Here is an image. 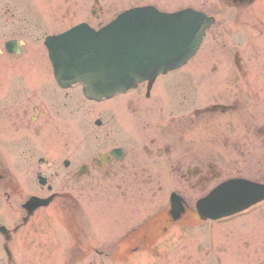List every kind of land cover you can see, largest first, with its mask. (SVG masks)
<instances>
[{"label": "flooded vegetation", "instance_id": "af4514ba", "mask_svg": "<svg viewBox=\"0 0 264 264\" xmlns=\"http://www.w3.org/2000/svg\"><path fill=\"white\" fill-rule=\"evenodd\" d=\"M86 1L58 0L55 7L58 9L65 8L66 11L73 10L76 13L78 7L83 9L82 5ZM219 1L222 10L225 11L236 9L237 12H240L251 6L247 4V0ZM96 2L97 0H93V5L90 6L89 13L92 16L96 14V5L94 7ZM35 4V0H0V14H2L0 16V45L9 41L22 40V36L18 34L16 29L19 28V21L26 19H19L18 14L19 12L27 13L32 9L35 10ZM257 22L255 29L262 34L264 23ZM240 25H242L241 22ZM22 44L25 47L24 43ZM30 57L28 56L27 59L23 53L16 56L6 53L3 48L0 50V73H4L0 74V202L4 200L7 203H16L15 198L19 194L18 182L15 183L11 179L4 181L6 177L3 174L8 175L11 168H8L3 158L11 154L17 159L21 157L20 163L25 167L30 166L27 163H31V167L34 166V159L37 157L40 160L37 167L38 169L43 168L45 175L53 171L56 175L61 176L64 186H74L78 190L106 188L124 189L126 191L137 190L139 193L144 190H174L184 197L186 210L181 219L176 222L173 221L168 215L169 202L166 198L162 204H154L153 214L142 215L136 223L132 224L130 217L134 215V210L136 208L139 211L147 209L143 208L147 204L142 203V198L124 197L121 200H116V202L111 199L110 211L112 215L117 213L122 219L115 220L112 218L109 220V228L105 232L101 231V234H105L107 239L100 241L99 232L96 228L97 204L85 202L86 205L90 206V211H88L84 208L83 205L85 204H83L82 199L64 194L53 200V203L57 201L56 208L64 228L61 236H55L57 232L53 230L49 232V229L40 231L38 228L41 221L28 223L30 226L26 230L28 234L27 251L30 252L31 257L28 264H56V262L58 264H142L146 263L147 259L153 261L150 264H158L159 262L163 264L167 261H169L168 264H177L174 261H177V258L194 260L195 264H203L205 260L203 256H194L198 253L194 250L195 246L185 247L180 246L179 243L182 242L184 236H191L194 232V230L189 229L194 221L190 206L193 200V179L196 180L197 184H209L211 178H217L220 174L211 170L212 167L209 163L205 169L198 165L180 170L178 136L181 134L186 136L188 140L189 138L193 140L195 133L201 132L204 136L202 139L208 140L212 116L220 115L219 118L214 119H220V121L222 119V148H225L224 151H232L236 156H241L243 154L242 148L237 149L238 146L226 143L227 140H230L229 135L236 132L232 129L236 119L247 118V123L242 125L245 138L248 137L252 142L264 141V122L259 123L261 116L264 115L263 113L259 114L256 91L258 87L255 86L251 91H247L249 96L246 95V97L252 99V102L254 101V104H251L249 108H245L244 103L239 101L244 88L232 92L230 102L202 103L195 95L196 86L194 84L198 75L191 77L187 72L183 76L187 84L182 85L181 81L176 84L177 88H182L188 94L190 109L186 114L181 115V117L175 116L176 109L173 106L176 103L171 104V106L169 103L164 104V107L167 108L165 115L153 121V126L150 125V122L145 123L143 136L138 141H130L129 134H126V129L121 126L119 131L122 132V137L111 139L110 134H114L112 133L114 131L107 125L108 138H98L102 140V143L95 144L93 147L95 150L85 151L77 146L81 148V151L79 149L76 152L69 151L61 159L55 158L54 160L50 159L49 156L40 155L34 144L35 141H46L51 136L50 122L53 115L49 101L50 73L43 69L40 74L41 62L38 61V84L43 82V87L37 88L34 85H27L28 78L26 77L24 80L20 76L26 72L29 73V71H20L18 61L19 59L29 61ZM2 58L6 60L3 61ZM29 62L30 66L27 65V68L34 65V61ZM169 83L168 81L164 87L170 89ZM19 86L24 90L28 88L26 86L31 87V89L28 92H23ZM154 88L155 85L152 86L149 96H146V84H142L141 90L145 89L144 97L148 101L151 99ZM235 93L236 95H234ZM230 97L222 92V98L229 99ZM66 106V102H53L54 113L61 116ZM159 112L163 114L162 110ZM66 114L68 111H65L64 115ZM115 149H120V154L110 155V152ZM46 160H49L48 162L51 164L49 168L43 167ZM64 162L67 163V166H64ZM163 172L168 173L170 179L163 180ZM228 178L230 177L225 179ZM253 180L264 184V175L262 178ZM177 185L181 188L176 189ZM184 188L189 191V197L185 195ZM261 206H264V202ZM51 207L53 204L46 211L49 209L53 211ZM261 208L263 209V207ZM21 212L24 213L23 210ZM256 213L258 215L252 219L253 221L241 219V214H239L238 217L222 220V225L229 228L227 233L232 232L240 238L249 236L248 233H254L252 231L253 225L257 231L264 234V211L258 212L256 210ZM41 217L44 218L43 222L46 226H50L52 221L49 228L54 226L53 222L57 224L51 215L42 214ZM34 223L36 224L34 225ZM16 225L13 227L15 228ZM233 228L234 230H232ZM38 232H41L43 236L37 241L34 235ZM15 233H18V230L15 229ZM260 234L258 235L260 236ZM258 235H254L253 239L251 237V241L245 240L243 244L245 254H251L253 257V261L249 264H264V237L260 238ZM14 236L16 235L9 236L5 245L9 246L13 242ZM11 252L13 253V251ZM57 253L61 255L59 260L51 262V255ZM178 253L187 255L185 257L181 255L170 257V254ZM206 258L209 263V252L206 253ZM225 259V255L222 253V263H225ZM236 259V264L245 263L242 257H236ZM210 263H212L211 260ZM10 264H16V262L11 261ZM213 264H221V257L219 256L218 260H214Z\"/></svg>", "mask_w": 264, "mask_h": 264}, {"label": "rangeland", "instance_id": "374dc122", "mask_svg": "<svg viewBox=\"0 0 264 264\" xmlns=\"http://www.w3.org/2000/svg\"><path fill=\"white\" fill-rule=\"evenodd\" d=\"M57 1L58 0H55V2L54 0H35V12L26 14L28 19L26 25L19 23V28L16 29L18 34L22 36L21 39L25 45L21 53L26 55L27 59L28 56H31L29 61H34V65L30 68L26 67L27 65L30 66V62L26 59H24V61L23 59H19L18 61L20 71H29V73L26 72L23 76H20L24 80L26 77L28 78L26 83L29 86L34 85V87L37 86V88L43 87V82H39L38 84V61L41 62L39 68L40 74L43 69L48 70L50 73L46 51L43 46V30L46 32L45 34L61 33L84 19L88 20L93 27H96L98 23H106L113 19L119 10L121 11L123 8L131 7L132 5H144L151 2L167 12L176 11L185 7H203V9H208L210 12H213L211 8L219 9L218 0H98L97 16L92 17L89 11L90 6L93 5V0H87L82 5L83 9L78 7L76 13L73 10L66 11L65 8H56L55 4ZM224 15L225 16H222V14L217 15V22L207 34L198 54L184 69H186V73L189 72L191 77L198 75L194 85L196 86L197 98L202 103L214 101L230 102L232 100V92L239 91L243 87L245 90L240 94L241 97L239 101L244 103L245 108H249L251 104H254V101L252 102V99L246 97L245 91H251L253 87L257 86L258 90L256 89V91L259 102V114L261 115L263 113L264 115V35L258 34V36L256 31L251 30L254 20L263 17L264 21V0H258L256 5L254 4L251 8L247 9L243 17H240V14L234 9H227ZM0 16H2V14H0ZM240 20L243 21L242 25H240ZM222 23L223 25L226 24L224 27L225 29L227 28L229 33L228 36L224 35L225 31L222 32ZM223 44H225V46H223ZM0 50H2L1 45ZM238 53L240 69L245 73V77L243 83L239 82L237 90L233 91L232 86L235 80L233 77L236 74L235 69L237 67L234 65L232 56L234 54L238 55ZM2 60L4 61L6 59L2 58ZM21 73L20 75H22ZM184 75L185 74L180 73L177 76L169 77L167 80L178 84L180 80H185L183 78ZM50 82L52 88H55L51 75ZM234 83H236V81ZM175 84H173V86H175ZM29 86H26L28 87L26 90L19 87L23 92H28V90L31 89ZM173 86L171 84V87ZM163 88L162 82L159 81L155 84V89L151 93V99L149 101L144 98V92L139 89L125 96L117 97L101 104L85 102L77 90H54V93H50L49 95L50 108L53 115L50 122L51 136L46 141L34 142L37 152L40 153V155L49 156L50 159L55 160V158L61 159L69 151L76 152L78 149L81 151V148L85 151L95 150V148L93 149L95 144L102 143V140L98 138H108L107 125L114 131L112 132L114 134H110L111 139L122 137V132L119 131L122 127L126 129V134H129L130 141H138L143 136V126L145 123L150 122V125L153 126V121L165 115V110L167 108L164 107V104L167 103L166 96L168 98V95L162 90ZM173 91L176 92L171 98V100L176 103L173 106L176 109L175 116L176 114H185L189 109V104L187 105L186 101L181 99L184 94L182 95L179 88ZM222 92H225V95L231 97L229 99L222 98ZM234 95H236V93ZM184 98L188 99L186 96H184ZM55 101L66 102L67 104L61 116L54 113L53 102ZM160 110L163 111V114H160ZM65 111H68V114L64 115ZM96 116H103L106 120L102 127L94 126L93 122ZM263 117L261 116L259 123L264 122ZM108 121L109 123L107 124ZM245 123H247V118L245 117L236 119V123L232 127L236 132L235 134L229 135L230 140L226 142L238 146L237 149L242 148L243 154L241 156H236L232 151H224L225 148H222V119L220 121V119L216 120L212 118L208 140L202 139L204 136L201 132L199 134L195 133L193 140H190V138L188 140L186 136L179 134L178 160L180 170L197 165L205 169V166L210 161L213 165V169L220 175L219 178L211 180L208 190L229 176H239L252 180L262 178L264 175V141L252 142L248 137L245 138L242 128V125ZM25 158L27 159V157ZM3 160L8 168H11H9L11 172H9L8 175L3 174V176L6 177L4 181L11 179L19 184V194L15 198L16 203L5 202L6 206L3 202L0 203V222L12 228V226L16 224L17 204H21L22 201L31 194H39L40 191L34 184L33 174L35 168H33V166L31 167V163H27V165L30 166H22L23 164L20 163L21 157L17 159L15 156L12 157L11 154L3 158ZM162 177L163 180L166 181L170 179V175L166 172H163ZM63 183L64 181L61 182L59 179L54 181V187L57 192L68 190L75 198L86 199L88 201L91 198L97 200L98 218L96 219V228L99 232L100 241H106L107 239L105 234H101V231L105 232L109 228V222L106 217L108 213L106 204H108L109 199L116 200L122 199L123 197L135 199L142 198V203L147 204L144 205L143 208L147 209L145 211H139L137 208L134 210V215L130 217V222L133 224L138 221L140 216L153 214L154 204H162L165 202L166 193L168 192V190H144L139 193L137 190L126 191L124 189L78 190L74 186L64 187ZM179 185H181V183H179ZM203 185L204 184L199 185L194 182L195 188L192 191L193 206L195 201L201 197L204 192L206 193L208 191L205 185ZM184 186H186V184H184ZM179 187L180 186L177 185L176 189ZM184 193L187 197L190 196L189 191L185 188ZM261 207H263V209ZM261 207H258L256 210H258V212L264 211V206ZM256 215L258 214L254 211L250 215L251 218L245 220L251 221ZM113 217L117 220L122 219L117 213H115ZM51 218L53 219L52 213ZM33 220L34 222L41 221L38 228L40 231H44L46 228L50 230L49 232L53 230L45 225L43 217L37 216ZM35 224L36 223H34V225ZM222 229L224 230L222 231ZM228 230L229 228L227 229L220 221L219 223L205 222L195 227L194 233L191 236H184L179 245L185 247L195 246L194 250L198 253L194 254V256H203L205 259L203 264H213V261L218 260L219 256L221 257V264H236V257H242L243 262H245L243 264H249L253 261V257L251 254H245L244 241H251V237L253 239L254 235H258L261 232L257 231L253 225L252 231L254 233H248L249 236L240 238V236L236 237L232 232L227 233ZM232 230H234V228ZM42 236L41 232L34 235L37 241L42 239ZM56 236L59 237L60 235L56 234ZM259 237H264V234L261 233ZM27 240L28 234L24 229L16 234L13 242L9 244L10 252L13 251L12 256L16 264H28L31 259L30 252L27 251ZM1 241L2 239L0 237V245ZM251 245L252 243L250 246ZM207 252H209L212 263H210V260L209 263L207 262ZM222 253L226 258L225 263H222ZM180 255L185 257L187 254H170V257H178ZM174 261L177 264H195L194 260H180L177 258V261ZM4 262H6V258L3 251L0 249V264H4ZM51 262H53L52 259ZM151 262L153 261H150V259L146 260L147 264ZM168 263L169 261L166 263L163 262V264ZM56 264L58 263L56 262ZM158 264L162 263L159 262Z\"/></svg>", "mask_w": 264, "mask_h": 264}, {"label": "water", "instance_id": "95a60500", "mask_svg": "<svg viewBox=\"0 0 264 264\" xmlns=\"http://www.w3.org/2000/svg\"><path fill=\"white\" fill-rule=\"evenodd\" d=\"M149 20L147 11L137 9L119 16L97 34L90 30L76 29L52 39L47 46L51 62L57 72L56 76L58 77L60 72L61 74L65 72V81L85 83L89 95L98 96L99 94L112 93L124 84L131 69V71L140 73L144 48L150 45L149 38L146 33H141V29L145 26L143 24ZM163 22L167 23L166 20ZM181 28H185L184 30L187 31V26ZM193 29L196 27L191 25L188 26V32L177 31L176 38L184 40V36ZM202 31L201 29V33ZM179 43L183 45L181 42ZM196 46L197 41L192 49L195 50ZM145 64L148 65L149 61ZM155 72L150 76L153 77ZM132 75L130 80H134V82L140 80L135 79L137 77L135 74ZM250 192L251 188L246 186H242V188L231 186L227 187L225 191L218 189L205 201L199 203V214L202 218H218L223 214L245 208L250 205V199L255 197V195L251 197ZM222 198L227 199L228 202L222 203ZM238 200L241 202L239 203ZM46 204L47 202H38L33 198L26 204V208L31 213L39 206Z\"/></svg>", "mask_w": 264, "mask_h": 264}]
</instances>
